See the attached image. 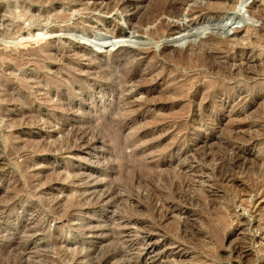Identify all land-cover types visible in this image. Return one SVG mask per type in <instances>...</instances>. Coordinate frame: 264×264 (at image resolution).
Segmentation results:
<instances>
[{
    "label": "rangeland",
    "instance_id": "374dc122",
    "mask_svg": "<svg viewBox=\"0 0 264 264\" xmlns=\"http://www.w3.org/2000/svg\"><path fill=\"white\" fill-rule=\"evenodd\" d=\"M217 2L0 0V264H264V0Z\"/></svg>",
    "mask_w": 264,
    "mask_h": 264
},
{
    "label": "bare ground",
    "instance_id": "6f19581e",
    "mask_svg": "<svg viewBox=\"0 0 264 264\" xmlns=\"http://www.w3.org/2000/svg\"><path fill=\"white\" fill-rule=\"evenodd\" d=\"M33 1H38V0H33ZM44 1V0H43ZM68 1V0H67ZM213 1V0H212ZM218 2L217 3H215L213 6V8L214 9H218V8H224V6H223V3L221 2V0H217ZM111 4V3H110ZM176 4V3H175ZM108 6V5H107ZM170 6V5H169ZM129 7V6H128ZM130 7H132V6H130ZM160 7V6H159ZM163 7V6H162ZM109 8V7H108ZM112 7H110V9H111ZM166 8V7H165ZM171 8V7H170ZM109 9V10H110ZM133 9V8H132ZM136 9V8H135ZM135 9H134V11H135ZM159 9V8H158ZM168 9V8H167ZM172 9V8H171ZM174 9V8H173ZM178 9V8H177ZM179 10V9H178ZM106 11V10H105ZM132 12V14L131 15H129V17H133V16H135V17H137V12ZM153 11H155V10H153ZM157 11V10H156ZM161 11V10H160ZM151 12V11H150ZM158 12V11H157ZM165 11H163V13H164ZM140 13V12H139ZM154 13V12H153ZM159 13V12H158ZM161 13H162V11H161ZM169 13H171L170 12V10H169ZM179 13H180V11H179ZM178 12H177V14H179ZM251 13V12H250ZM152 13H150V15H151ZM155 14V13H154ZM154 14H153V16H154ZM157 14V13H156ZM155 14V16H158V15H156ZM168 14V13H167ZM176 14V15H177ZM257 14V13H256ZM160 15V14H159ZM169 15V14H168ZM173 15V14H172ZM175 15V14H174ZM214 15V14H213ZM153 16H151L152 18H153ZM155 16H154V18L153 19H155ZM258 17V16H257ZM66 18V15H62L61 16V19H65ZM143 18H144V16H143ZM147 18H149V17H147ZM146 18V19H147ZM157 18V17H156ZM259 18V17H258ZM152 19V20H153ZM140 20V19H139ZM151 21V20H150ZM147 22H149V20L147 21ZM138 23V22H137ZM146 23V22H145ZM166 23V22H165ZM159 27L157 28V29H155V30H153V29H151V31H149L148 33L151 35V36H154L155 34H157L158 35V37H161L162 35H164V33H169V32H171V31H173V29L174 30H176V29H178L175 25H172V24H162V26H160V25H158ZM161 27V28H160ZM145 31V30H144ZM146 32V31H145ZM117 34H118V36H125V34H126V31L125 30H122V31H118L117 32ZM82 35L83 36H85V37H87V38H90V37H93L92 36V34H90V32H87V31H85V32H83L82 33ZM149 36V35H148ZM117 37V36H116ZM36 39H38V38H36ZM93 39H95L96 40V42L98 43V45H102V44H104L107 40H108V37L107 36H105V35H103V36H97L96 34L94 35V37H93ZM40 40V39H39ZM39 40H37V41H39ZM192 41V40H191ZM194 42L196 43V41L194 40ZM206 42V41H205ZM192 43V42H191ZM190 43V44H191ZM194 43V44H195ZM203 43H204V40H203ZM192 46H193V44H191ZM203 45H206V43L205 44H203ZM209 45V44H208ZM198 46V45H197ZM207 46V45H206ZM205 46V47H206ZM212 46V45H211ZM220 46V45H219ZM194 47V46H193ZM203 47V46H202ZM208 47H210V45L208 46ZM215 47V46H214ZM198 48H200V47H197V49ZM222 48V47H221ZM205 49V48H204ZM209 49V48H208ZM213 49V48H212ZM215 49V48H214ZM190 50V49H189ZM217 50V49H216ZM196 51H198V50H196ZM187 53H188V51H186ZM192 52V51H191ZM190 52V53H191ZM207 52V51H206ZM193 54V53H192ZM199 54V55H198ZM197 55H195L194 57H195V59L196 60H194V61H197V63H198V65H205L206 63H208V61L210 60V58H211V56L210 55H208L207 53H202V54H200V53H198ZM179 55V54H178ZM177 55V56H178ZM180 57V56H179ZM182 57L183 58H188V59H194L193 58V56H189V54L188 55H186V54H184L183 53V55H182ZM178 58V57H177ZM188 59H185V61L186 60H188ZM180 61V60H179ZM183 61V60H182ZM190 62V61H189ZM188 62V64H190ZM196 63V62H195ZM184 65V64H183ZM210 65V64H209ZM190 66H191V64H190ZM130 78H125V81H128ZM1 80V79H0ZM5 96V95H4ZM7 96H9V95H7ZM15 97V96H14ZM23 97V99H22V101H24L25 103H28V101H27V99H25L24 98V96H22ZM13 98V97H12ZM22 105V104H21ZM26 107V106H25ZM17 109H19L18 111H17V114L19 115V114H24V112H23V109H24V105H22V107L21 108H17ZM254 160V159H253ZM135 162V161H134ZM140 167V166H139ZM138 167V168H139ZM142 167V166H141ZM256 167V166H255ZM254 167V168H255ZM259 168V167H258ZM258 168H256V169H258ZM139 170H140V168H139ZM254 170V169H253ZM256 171H258V170H256ZM255 170H254V172H256ZM260 172V171H259ZM264 171H262V173H263ZM124 173V172H123ZM131 173V172H130ZM137 173H138V171H137ZM259 174V173H258ZM142 175V174H141ZM144 176V175H143ZM131 177V176H130ZM142 177V176H141ZM149 177V176H148ZM262 177V176H261ZM145 178V177H144ZM140 179V178H139ZM142 179H143V177H142ZM151 179V178H150ZM231 179V178H230ZM144 180H146V179H144ZM149 180V179H148ZM169 180V179H168ZM263 180V179H262ZM151 181V180H150ZM142 182H144V181H142ZM146 183V182H145ZM144 183V184H145ZM146 184H149V183H146ZM145 184V185H146ZM177 185V184H176ZM179 186V185H178ZM264 187V186H263ZM175 188V187H174ZM160 193V192H159ZM158 193V194H159ZM240 195V194H239ZM259 196L257 197L258 198V200L259 199H261V198H263L264 199V189L258 194ZM241 197V196H240ZM241 200V199H240ZM245 200V199H244ZM243 201V200H242ZM241 201V202H242ZM246 202V201H245ZM254 202V203H253ZM255 198H254V200H252V201H249V203L247 202V204H249L250 206L251 205H254L255 204ZM241 204H243V202L241 203ZM255 206V205H254ZM246 207V206H245ZM256 207V206H255ZM251 208V207H250ZM252 209V208H251ZM248 210V209H247ZM259 222V221H258ZM258 229V228H257ZM260 241V240H259ZM262 241H263V239H262ZM262 241H260V242H262ZM259 242V243H260ZM124 248V247H123ZM153 248V247H152ZM121 253V252H120ZM91 254H93V251L92 252H90L89 254H88V256H92ZM109 256V255H108ZM116 256H117V253H114L113 255H111L109 258H108V260H106V261H104V259L102 260L101 258H99V259H97V260H95V263L94 264H111V262L114 260V259H116ZM262 258H263V256H262ZM127 259V258H126ZM254 260V259H253ZM94 261V260H93ZM142 263V261H141V259H140V257L139 258H134V259H129L128 258V260H126L125 261V264H141Z\"/></svg>",
    "mask_w": 264,
    "mask_h": 264
}]
</instances>
